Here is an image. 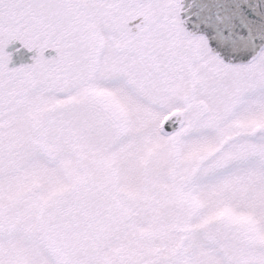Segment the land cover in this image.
<instances>
[{"label":"snow or ice","instance_id":"6c2138e0","mask_svg":"<svg viewBox=\"0 0 264 264\" xmlns=\"http://www.w3.org/2000/svg\"><path fill=\"white\" fill-rule=\"evenodd\" d=\"M0 264H264V0H0Z\"/></svg>","mask_w":264,"mask_h":264}]
</instances>
